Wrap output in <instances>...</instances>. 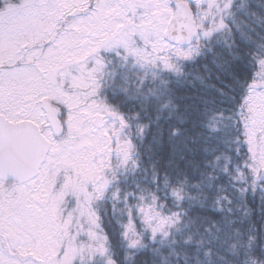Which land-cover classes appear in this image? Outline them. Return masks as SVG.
<instances>
[{"label": "snow or ice", "instance_id": "obj_1", "mask_svg": "<svg viewBox=\"0 0 264 264\" xmlns=\"http://www.w3.org/2000/svg\"><path fill=\"white\" fill-rule=\"evenodd\" d=\"M250 196L264 0H0V264H264Z\"/></svg>", "mask_w": 264, "mask_h": 264}, {"label": "trees", "instance_id": "obj_2", "mask_svg": "<svg viewBox=\"0 0 264 264\" xmlns=\"http://www.w3.org/2000/svg\"><path fill=\"white\" fill-rule=\"evenodd\" d=\"M189 79H191V77H189ZM216 82L221 87H224V88L227 87L226 84H224L222 81H216ZM179 91L181 93H186V94L190 95L191 97H196V89L190 87L186 83L183 84V90H179ZM189 104H191V102H189ZM147 161H148V158H147ZM148 164H149V161H148L147 165ZM250 202L252 203V206L256 209L255 217H256L257 223L259 224L260 221L262 219H264V214H262L261 211H260V199H259V196H256V197H251L250 196ZM237 226H240V225H237ZM215 264H224V262L216 259Z\"/></svg>", "mask_w": 264, "mask_h": 264}, {"label": "rangeland", "instance_id": "obj_3", "mask_svg": "<svg viewBox=\"0 0 264 264\" xmlns=\"http://www.w3.org/2000/svg\"><path fill=\"white\" fill-rule=\"evenodd\" d=\"M209 59H211V57H209ZM183 82H182V87H180L179 88V90H183ZM188 103L189 102H191V104H196L198 101H197V99H196V97H192L190 100H188L187 101ZM144 154H145V156H144V163H145V165H147V163H148V161H147V155H148V153H147V149L145 148V150H144ZM101 212H102V214H103V209H101ZM106 219H108V217L107 216H105V223H107V220Z\"/></svg>", "mask_w": 264, "mask_h": 264}]
</instances>
